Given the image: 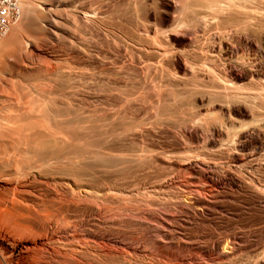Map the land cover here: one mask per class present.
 Returning a JSON list of instances; mask_svg holds the SVG:
<instances>
[{
    "label": "bare ground",
    "instance_id": "bare-ground-1",
    "mask_svg": "<svg viewBox=\"0 0 264 264\" xmlns=\"http://www.w3.org/2000/svg\"><path fill=\"white\" fill-rule=\"evenodd\" d=\"M98 1L78 14L65 67L8 59L47 58L71 34V0H22L0 42L16 99L0 126V264H264V0ZM38 71L50 113L15 105L28 96L16 75ZM140 87L157 105L141 124V103L121 95ZM168 111L187 114L175 133Z\"/></svg>",
    "mask_w": 264,
    "mask_h": 264
},
{
    "label": "rangeland",
    "instance_id": "rangeland-1",
    "mask_svg": "<svg viewBox=\"0 0 264 264\" xmlns=\"http://www.w3.org/2000/svg\"><path fill=\"white\" fill-rule=\"evenodd\" d=\"M32 1H34L37 5H39V6H41L40 8H45L46 7V4H49V3H52V0H32ZM51 1V2H50ZM54 1V0H53ZM63 2V1H69V0H55V2L54 3H56V5H58V3L57 2ZM72 2H71V4L68 6V11L72 14V21H71V24H69V30L71 31V34H65V33H61V34H59V37L61 38V41L60 42H56L55 43V48L54 47H51L50 49H48L50 52H49V55H47V58H46V56H45V58L44 57H37L35 54H32V53H30V55H29V53L27 54V52H26V50H21L20 51V53L18 54V55H20V56H15V57H13V58H11V59H8V60H10V62H13L14 63V60L16 59V58H19V57H21V58H23V60L26 58V56H29V60L27 61V63L25 62V65L27 66V68H30V69H32L33 68V66H34V68L35 69H39L38 67H40V69H42V70H45L46 68L47 69H49V67H51L52 68V66L55 68V67H65L70 61H69V57H70V48H71V46L72 45H76L77 47H80L81 48V43H82V40L80 39L81 38V35H82V37H83V31H82V29H81V21H79V19L80 18H78L79 17V15L81 16L82 15V17H83V14H82V12L84 13V11H86V10H88L87 8L89 7H91V8H94V10H92L91 8L89 9V10H91L92 12H95V9L97 10L98 8L96 7V5H99L98 3H99V1L98 0H71ZM44 2H46L45 4H44ZM49 2V3H48ZM85 4V5H84ZM85 6V7H84ZM96 7V8H95ZM99 7V6H98ZM86 8V9H85ZM85 9V10H84ZM79 14V15H78ZM76 15V16H75ZM78 18V19H77ZM23 20H24V18L23 17H21V19H20V21L18 22V24H21L22 22H23ZM62 21V20H61ZM62 22H64V21H62ZM17 24V23H16ZM15 24V25H16ZM63 24H65V25H68V23H63ZM14 26V25H13ZM30 28V26H26V24H24L23 26H22V33L25 35V36H27V38H30V39H34V36H35V33L33 32V30L32 29H29ZM76 32V35H72L73 33H75ZM85 34V33H84ZM3 42H6V38H4L3 40H2V42H1V44L3 43ZM57 46V47H56ZM76 47V49H78ZM52 48H54L53 50H52ZM79 48V49H80ZM48 50H47V52H48ZM8 53H9V51H8ZM7 53V54H8ZM10 54V53H9ZM51 54H53L54 56H58L57 57V61H54V58L51 56ZM53 59V60H52ZM6 61V63L7 62H9V61ZM48 62V63H47ZM47 64V65H46ZM49 65H51V66H49ZM36 70H34L33 72H35ZM33 72H31L30 74H28L27 76H23V75H20L19 73L16 75L17 77H16V79L17 80H19V82H23V86H25L26 87V91H27V94H28V96H27V98L25 99V100H22L21 98H19V99H17V101H15V105L16 104H18V102L20 103L21 101H23V102H29L30 101V103H33V105H32V107L35 109V107H40V108H42V109H44V108H46V110L48 111V113H50V112H53L54 110H55V105H54V100L52 99V97L51 96H49V94H46V91H45V88L47 89V87H48V84H47V82H48V80L45 78V75L43 76V74H42V72H44V71H42V72H40V71H38L37 72V75H38V77L37 78H35L37 75H36V73H33ZM39 72H40V76H39ZM34 75H35V77H34ZM131 75H133V73L131 74ZM39 77H42V78H40V80H39ZM132 78H134L135 80H133L132 78V80L133 81H136V76L134 77V76H131ZM130 78V77H129ZM37 79V80H36ZM151 79V78H150ZM153 79V78H152ZM21 80V81H20ZM40 81V82H39ZM34 82H36L35 84H34ZM39 82V83H38ZM153 82H155V81H152V83ZM2 83V82H1ZM0 83V126H1V124H2V126L4 125H6L5 123H3V122H6L5 120H4V118H6V117H8L9 116V113H8V110H9V108H11L10 106H11V102H9V101H13V100H16V99H13L12 97H11V93H9L6 89H4L5 87H4V85H2ZM49 83V82H48ZM38 84H40L41 85V88L38 86ZM155 84V86H156V82L154 83ZM154 84H153V86H154ZM2 85V86H1ZM37 85V86H36ZM47 85V86H46ZM46 86V87H45ZM145 85H143L142 87H144ZM4 87V88H3ZM39 87V88H38ZM142 87H140L139 89L137 88H135L134 90V92H132L133 90H131V91H129V92H131V93H133V94H129V93H127V95H126V93H125V91L126 92H128V90H123L122 91V94H121V91H120V93L119 94H121L122 96H124V97H127V100H133L132 102H130V103H132V104H135V105H137L136 104V101H137V103H138V105H137V107L139 106V104H140V106L142 107H138L139 108V110L141 111V109H142V111L140 112V114H141V116L139 117V121H138V123H140L141 124V121H140V119L141 118H143L142 120V122H144V121H147L148 122V120L146 119L145 120V118H146V116L148 115L147 114V112H148V110H150L149 109V107L151 108V107H153V109L151 108V110L154 112V116L153 117H155L156 115V113H155V108H157V105H156V107L155 106H153V105H155L156 103H154L153 104V102H150V101H148V100H150V99H146V98H148V96L147 95H145V93H144V90L146 91L147 89H144L143 88V94H140V92L142 93ZM146 87V86H145ZM158 87V86H157ZM156 87V88H157ZM3 89V90H2ZM138 90H139V92H138ZM4 91H7V92H4ZM137 91V93H136V95H135V92ZM123 93H125V95L123 94ZM132 95V97H133V99H132V97H130L129 99H128V97L129 96H131ZM134 95V96H133ZM139 95H141V97H139ZM139 97V98H137V97ZM8 97H11L13 100H10V99H8ZM136 99V100H135ZM138 99V100H137ZM142 99V100H141ZM140 100H141V102H140ZM150 102L151 104L149 105L148 104V102ZM135 101V102H134ZM146 102H147V104H146ZM145 103V104H144ZM144 104V105H143ZM153 104V105H152ZM8 105H9V107H8ZM145 107H148V109L146 110V109H144ZM141 108V109H140ZM191 108V107H190ZM189 108V109H190ZM143 109L144 110H146V111H143ZM191 110V109H190ZM194 110H195V108H193L192 107V111L194 112ZM143 112H144V114H143ZM156 112H157V109H156ZM172 112V111H171ZM170 111H168V112H166L165 114H164V116L166 117H164L163 116V118L165 119H163L162 118V123L164 124L163 126L164 127H166V128H168V129H170L171 131H173L174 133L175 132H177V130H178V128L177 127H179V123L180 122H178V124L176 123V121H178L179 120V117L182 115V117L183 116H185L186 117V115L187 114H182V112L180 111V113L181 114H179V111H177V112H175V111H173L172 113H171ZM168 113V114H167ZM175 114V115H174ZM146 115V116H145ZM167 115H169V116H167ZM172 115V116H171ZM177 115H178V117H177ZM175 116V117H174ZM145 117V118H144ZM167 117H169V119L167 118ZM172 117V119H170ZM177 117V118H176ZM182 117L180 118V120L179 121H181V119H182ZM178 119V120H176V119ZM153 119V118H152ZM164 120V121H163ZM169 120H174L173 122L172 121H169ZM133 121V120H132ZM137 121H133V122H135L134 124H133V122H132V125H134V126H136V124L138 125V123H136ZM155 121V120H154ZM128 122V121H127ZM167 122V123H166ZM171 122V123H170ZM121 123V122H120ZM119 122L117 123V124H120ZM124 124H126V123H124ZM121 125V124H120ZM120 125H119V127H120ZM126 125H128V123L126 124ZM126 125H124L123 126V123H122V125H121V127L123 126V127H127ZM130 125H131V123H130ZM166 125V126H165ZM171 125V126H170ZM174 125H176V126H174ZM116 127H117V129H118V132L120 133V131H121V133L123 132V129L125 130V128H118V126L116 125ZM174 127V128H173ZM132 129V128H131ZM130 129V132L129 131H127V133L132 137V136H134L133 137V144L136 142V138H138L139 140L141 139L140 138V136H142V138H144L145 136H143L142 134H143V132L140 130V129H136L135 127L131 130ZM120 130V131H119ZM135 130V131H134ZM176 130V131H175ZM131 131H132V133H133V135H132V133H131ZM140 131V132H139ZM33 132H35V131H33ZM117 132V133H118ZM141 133V134H140ZM135 134V135H134ZM139 134H140V136H139ZM137 139V142H136V144H134L135 145V147H138L139 146V143H140V145H141V143H142V140H141V142L139 141ZM135 140V141H134ZM143 140H147V138L145 137ZM145 141L142 143V145L143 146H145L147 143H149V142H146L145 143ZM148 141V140H147ZM138 144V145H137ZM140 148L141 149H143L142 148V146H139L138 148H137V150H140ZM135 178H133L132 179V181L134 180ZM136 181H138L137 179H135ZM135 180L133 181V182H135ZM136 183H138V182H135L134 183V186L133 187H135L134 188V190H133V192L135 191V192H137L136 194H135V192H134V195L136 196L137 194H139L138 195V197L140 198H142L145 194H144V192L142 191L143 189H141L142 187H139V185H137ZM132 185H133V183H131ZM135 184H136V186L138 187V189H136L137 187L135 186ZM136 189V190H135ZM139 190V191H138ZM141 191V192H140ZM118 193L119 192H117V193H115L117 196H123L124 194H122V193H119V194H122V195H118ZM143 195V196H142ZM125 196H127L126 194H125ZM147 197V196H146ZM146 197H143V199H145V202H147V200L146 199H149V198H146ZM150 200V199H149ZM149 200H148V202H149ZM144 206H145V208H147V211H152V212H160V215L162 214V211L161 210H165L164 208L165 207H161V208H159V207H154V206H150L149 204H144ZM146 206H148V207H146ZM151 207V208H150ZM152 209V210H151ZM161 209V210H160ZM170 210L172 211V213H174L175 215H180V213L178 212V210L177 209H173V207L172 208H170ZM158 212V213H159ZM159 215V214H158ZM135 231V230H134ZM199 240H197V241H195L196 243H199L200 242V244L202 243V244H204V242H202V241H204V240H200L199 242H198ZM135 242V241H134ZM141 244H143V243H141Z\"/></svg>",
    "mask_w": 264,
    "mask_h": 264
},
{
    "label": "built area",
    "instance_id": "built-area-1",
    "mask_svg": "<svg viewBox=\"0 0 264 264\" xmlns=\"http://www.w3.org/2000/svg\"><path fill=\"white\" fill-rule=\"evenodd\" d=\"M22 0H0V42L22 17Z\"/></svg>",
    "mask_w": 264,
    "mask_h": 264
}]
</instances>
